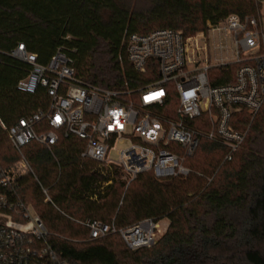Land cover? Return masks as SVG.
I'll use <instances>...</instances> for the list:
<instances>
[{
    "label": "trees",
    "instance_id": "trees-1",
    "mask_svg": "<svg viewBox=\"0 0 264 264\" xmlns=\"http://www.w3.org/2000/svg\"><path fill=\"white\" fill-rule=\"evenodd\" d=\"M258 8L257 0H0V118L11 126L47 105L42 86L34 93L16 87L29 70L7 54L19 42L41 63L64 49L88 83L132 89L142 75L126 59L128 34L170 28L187 36L230 14L257 15ZM236 68L213 67L211 83L233 81ZM235 119V128L246 132L242 147L226 160L223 145L200 137L185 158L192 170L186 178L161 182L148 171L125 187L117 171L103 175L80 155L84 141L76 136H60L51 150L31 141L18 152L1 127L0 164L21 156L28 161L32 172L20 178L19 195L68 264H264V103L253 118L242 111ZM42 126L47 130L45 121ZM87 218L114 221L117 228L146 218L167 219L168 226L156 243L132 250L117 233L86 240L87 228L78 221Z\"/></svg>",
    "mask_w": 264,
    "mask_h": 264
},
{
    "label": "built area",
    "instance_id": "built-area-1",
    "mask_svg": "<svg viewBox=\"0 0 264 264\" xmlns=\"http://www.w3.org/2000/svg\"><path fill=\"white\" fill-rule=\"evenodd\" d=\"M257 2L264 5V0ZM214 31L228 34L224 43L219 36L218 56L211 55L208 45ZM122 43L127 61L142 75L132 89L82 80L62 48L45 63L22 42L8 51L29 66L17 89L34 93L42 86L48 97L44 108H32L11 126L0 118L13 148L20 152L36 141L51 150L60 136H76L84 141L80 155L93 160L103 175L117 171L125 187L148 171L161 182L186 178L192 170L184 164L185 158L195 152L200 137L223 145L224 159L230 160L246 136L235 128V114L243 111L253 118L264 103L262 12L244 17L230 14L187 36L170 28L132 33ZM232 64L237 65L233 81L211 83L213 67ZM203 115L196 126L189 124ZM125 140L128 144L113 158L114 145ZM28 172L32 169L24 156L9 166L0 164V264H68L48 242L50 233L39 214L19 195L20 178ZM109 183L111 179L105 182ZM41 189L44 200L50 201L47 190ZM78 222L87 228L86 240L117 233L132 250L153 245L168 226H163V219L152 218L126 228H117L114 221Z\"/></svg>",
    "mask_w": 264,
    "mask_h": 264
},
{
    "label": "rangeland",
    "instance_id": "rangeland-1",
    "mask_svg": "<svg viewBox=\"0 0 264 264\" xmlns=\"http://www.w3.org/2000/svg\"><path fill=\"white\" fill-rule=\"evenodd\" d=\"M261 13L262 12V21H263V27H264V5L263 6H259L258 8V13ZM228 34L224 33V32H210L209 33V36H208V45H209V48H210V52H211V55L212 56H218L219 55V50L215 47V46H218L219 44V36H221V40L222 42L224 43V38L225 36H227ZM128 144V140H125V142H121V143H116L114 145V148L111 150V156L113 158H115V153H116V150H119V149H122L124 148L126 145ZM164 222L163 223V226H165L166 224H168V220L167 219H163Z\"/></svg>",
    "mask_w": 264,
    "mask_h": 264
}]
</instances>
